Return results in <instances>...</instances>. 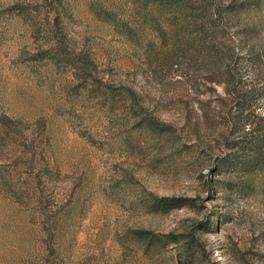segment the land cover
<instances>
[{
    "label": "rangeland",
    "instance_id": "obj_1",
    "mask_svg": "<svg viewBox=\"0 0 264 264\" xmlns=\"http://www.w3.org/2000/svg\"><path fill=\"white\" fill-rule=\"evenodd\" d=\"M177 1L0 0V264H264V0Z\"/></svg>",
    "mask_w": 264,
    "mask_h": 264
},
{
    "label": "trees",
    "instance_id": "obj_2",
    "mask_svg": "<svg viewBox=\"0 0 264 264\" xmlns=\"http://www.w3.org/2000/svg\"><path fill=\"white\" fill-rule=\"evenodd\" d=\"M198 1V2H197ZM188 2H193L192 4L198 3L199 5L202 4V6H207L210 2L208 0H178L177 3L172 6L174 11H184L186 10V4ZM214 14L216 13V9L213 12ZM207 23L209 26L212 28L213 31H216V28L213 24L214 22V15L209 14L207 15ZM206 44L202 45L199 47L198 51L200 53H204V55L209 57H214L216 55V44H215V39L211 37H207L205 40ZM151 123V122H149ZM256 129V124H253L252 128L250 129L251 131H255ZM250 147L253 150L252 153V159L259 158L262 154H264V136H261L259 138H255L249 141ZM189 201V198L183 197V196H169V195H162V196H155L152 202V206L157 209L161 210H168L170 208L174 207H180L182 205H185Z\"/></svg>",
    "mask_w": 264,
    "mask_h": 264
}]
</instances>
